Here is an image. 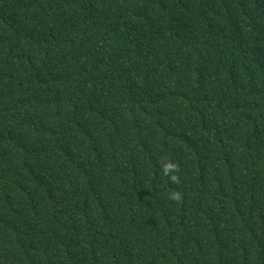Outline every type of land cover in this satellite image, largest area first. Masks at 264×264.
<instances>
[{
    "label": "trees",
    "instance_id": "1",
    "mask_svg": "<svg viewBox=\"0 0 264 264\" xmlns=\"http://www.w3.org/2000/svg\"><path fill=\"white\" fill-rule=\"evenodd\" d=\"M0 264H264V0H0Z\"/></svg>",
    "mask_w": 264,
    "mask_h": 264
}]
</instances>
